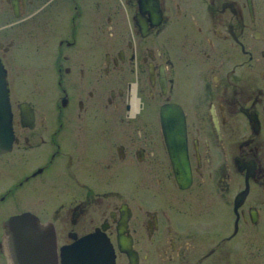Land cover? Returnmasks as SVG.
Listing matches in <instances>:
<instances>
[{"label":"flooded vegetation","instance_id":"af4514ba","mask_svg":"<svg viewBox=\"0 0 264 264\" xmlns=\"http://www.w3.org/2000/svg\"><path fill=\"white\" fill-rule=\"evenodd\" d=\"M0 64V264H264V0H0Z\"/></svg>","mask_w":264,"mask_h":264},{"label":"water","instance_id":"95a60500","mask_svg":"<svg viewBox=\"0 0 264 264\" xmlns=\"http://www.w3.org/2000/svg\"><path fill=\"white\" fill-rule=\"evenodd\" d=\"M4 74L5 71L0 64V151L10 147L12 139L11 111ZM8 222L9 232L16 246V249L12 252L15 260L23 261L25 251L21 248L27 246L28 260L31 259L30 254L37 253L38 256L33 258V261L38 263L51 261L55 248L54 237L50 227L41 225L37 217L28 212L15 215ZM20 230H28L29 232L28 234L20 235L18 233ZM16 231L18 234H16ZM16 237H27V241H25L26 239L22 242L16 241ZM91 254L93 257L94 253L92 251Z\"/></svg>","mask_w":264,"mask_h":264},{"label":"bare ground","instance_id":"6f19581e","mask_svg":"<svg viewBox=\"0 0 264 264\" xmlns=\"http://www.w3.org/2000/svg\"><path fill=\"white\" fill-rule=\"evenodd\" d=\"M167 120V119H166ZM164 122V121H163ZM174 124V123H173ZM173 126V125H172ZM166 131V130H165ZM176 133V132H175ZM167 135V134H166ZM170 138V137H169ZM181 144V143H180ZM170 149V148H169ZM183 151V150H182ZM182 153V152H181ZM177 159V158H176ZM182 162V161H181ZM185 162V161H184ZM184 166V165H183ZM186 167V166H185ZM175 168V167H174ZM187 173V172H186ZM185 173V174H186ZM184 182V181H183ZM189 183V182H188ZM127 228V227H126ZM55 232V231H54ZM127 233V232H126ZM10 234V233H9ZM122 237V236H121ZM119 238V239H122V238ZM56 240V239H55ZM9 242V241H8ZM128 242V241H127ZM121 243H122V241L120 242V245H121ZM124 244H126V241H124ZM11 245V244H10ZM128 245V244H127ZM12 246V245H11ZM129 246V245H128ZM8 247H9V245H8ZM12 250H14V247H13V249ZM130 251H132V249H129ZM136 261V260H135ZM100 262H102V261H100ZM73 264V263H72Z\"/></svg>","mask_w":264,"mask_h":264}]
</instances>
